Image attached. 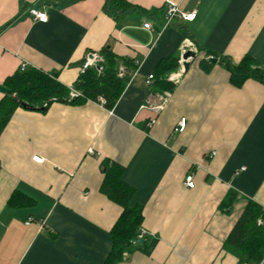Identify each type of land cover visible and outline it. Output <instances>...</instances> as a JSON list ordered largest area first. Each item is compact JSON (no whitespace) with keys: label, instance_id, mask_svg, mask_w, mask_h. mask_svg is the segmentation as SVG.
Segmentation results:
<instances>
[{"label":"crops","instance_id":"1","mask_svg":"<svg viewBox=\"0 0 264 264\" xmlns=\"http://www.w3.org/2000/svg\"><path fill=\"white\" fill-rule=\"evenodd\" d=\"M127 1L146 13L115 21L105 0H0L2 87L34 69L71 88L103 50L140 62L112 110L91 100L15 110L0 136V264H105L122 214L101 191L105 162L124 168L143 237L155 240L150 253L135 248L116 264H240L225 242L249 202L264 208V85L235 87L214 55L264 66V0ZM168 4L196 18L162 29ZM169 58L177 70L159 76ZM157 80L173 91L159 92Z\"/></svg>","mask_w":264,"mask_h":264},{"label":"trees","instance_id":"2","mask_svg":"<svg viewBox=\"0 0 264 264\" xmlns=\"http://www.w3.org/2000/svg\"><path fill=\"white\" fill-rule=\"evenodd\" d=\"M103 11L115 21L136 13H146L144 9L127 0H105ZM200 51H205V49L201 48ZM208 53L205 55L209 56ZM214 56L230 74V82L235 87H241L248 80L264 85V66L250 56H245L237 64L226 56ZM101 57L103 60L99 61L96 66L86 69L71 88L34 69L17 72L9 77L4 87L10 93L5 94L0 101V136L15 110L22 107L24 103L35 109L43 110L53 102L79 104L87 100L98 101L99 98H103L105 108L112 110L131 80L132 73L129 71H136V66L133 62L116 56L110 50H103ZM201 66L205 71L208 70L210 67L208 60L204 59ZM177 68L176 59L163 60L158 65V75L168 76ZM155 85L159 92H172L174 88L171 83L162 80H157ZM71 89L79 92L81 96L70 98ZM104 167L105 175L101 191L122 208V214L111 231L113 249L105 262V264H116L124 259L125 254L131 253L135 248H143L145 252L150 253L155 240L149 242L145 237H140L144 220L143 208L130 205L135 191L123 180L124 168L110 162H105ZM229 201L232 202L231 198ZM143 239L144 244L139 245V241ZM225 247L239 257L240 264H260L263 261L264 208L262 206L254 202L248 203L227 238Z\"/></svg>","mask_w":264,"mask_h":264},{"label":"built area","instance_id":"3","mask_svg":"<svg viewBox=\"0 0 264 264\" xmlns=\"http://www.w3.org/2000/svg\"><path fill=\"white\" fill-rule=\"evenodd\" d=\"M30 14H31L33 20L36 21V22H39V23H47L48 22V15H47V13L44 10L33 9V10L30 11ZM164 17L166 19V22L162 26V29H166L168 27V25L174 20H182V21H185V22H191V21H193L196 18V12L184 13L176 5L168 4L167 7L164 10ZM144 28L148 29V30H151V31L154 30L153 26L151 24H145ZM189 51H192V50H189ZM93 63H94V61L88 60L87 64L85 65V69L93 66ZM182 63H183V60H182ZM134 65L136 66V70H137L139 68V66H140V62L138 60H135L134 61ZM94 66H96V65H94ZM121 75H122V73H121ZM153 79H154L153 75L149 76V78L147 80V83H150L151 81H153ZM80 96H81V94L79 92H77L76 90L71 89L70 98L74 99V98H77V97H80ZM98 101L102 105L105 104V101H104L103 98H99ZM165 103H166V100H163V101L161 100L160 104H158L157 106L152 107L151 109L158 113V112H160L163 109V106H164ZM185 127H186V120H182L179 123V126H178V128L175 131L183 132L185 130ZM35 161L40 163L41 159L35 158ZM185 185L189 189H194L195 188L194 175L192 173L186 176ZM27 224H30V221ZM144 234H145V231L142 230L141 233H140V237H143ZM260 264H262V263H260Z\"/></svg>","mask_w":264,"mask_h":264},{"label":"water","instance_id":"4","mask_svg":"<svg viewBox=\"0 0 264 264\" xmlns=\"http://www.w3.org/2000/svg\"><path fill=\"white\" fill-rule=\"evenodd\" d=\"M196 57V52H193V51H187L183 57H182V60H183V67L185 69V71L189 68V63L187 62L189 59H193ZM209 61L211 63H216L217 62V58H214V57H211L209 59ZM0 93H3V94H9V90H7L5 87H2L0 86ZM24 109H30V110H34L35 108L34 107H31L27 104H22L21 105ZM139 244H142V241H139Z\"/></svg>","mask_w":264,"mask_h":264}]
</instances>
